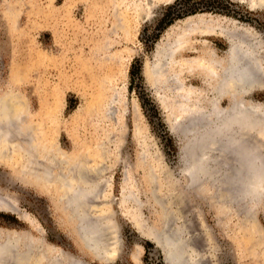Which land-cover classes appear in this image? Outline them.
<instances>
[{
	"label": "rangeland",
	"instance_id": "374dc122",
	"mask_svg": "<svg viewBox=\"0 0 264 264\" xmlns=\"http://www.w3.org/2000/svg\"><path fill=\"white\" fill-rule=\"evenodd\" d=\"M144 1L0 0V95L20 100L16 114L27 146L56 141L66 153L86 154L99 143L107 148L104 164L113 167L106 173L101 208L112 212L121 247L119 258L108 264H134L137 249L140 264H165V255L141 232L162 228L163 211L153 196L166 200L172 229H181L191 241L188 251L201 256L200 264H264V193L245 200L247 213L239 203L228 211L213 199H224L222 185L216 190L210 175L196 172L184 159V145L193 137L181 131L191 111L210 109L213 95L199 69L208 50L221 58L226 54L218 26L250 29L264 52V3L155 0L146 17ZM191 20L193 26L186 29ZM185 32L194 49L154 72L164 49L176 47ZM110 95L115 96L110 106L102 107L109 120L101 117L99 106ZM244 100L262 107L264 116V87ZM218 103L223 109L228 105L226 99ZM256 129L246 134L263 153L264 132ZM11 154L9 163L0 165V196L16 203L25 221L0 211V235L27 234L29 244L40 239L88 264H102L57 205V195L21 172L13 149ZM198 177L207 181L202 185Z\"/></svg>",
	"mask_w": 264,
	"mask_h": 264
},
{
	"label": "bare ground",
	"instance_id": "6f19581e",
	"mask_svg": "<svg viewBox=\"0 0 264 264\" xmlns=\"http://www.w3.org/2000/svg\"><path fill=\"white\" fill-rule=\"evenodd\" d=\"M261 1L264 3V0ZM153 2L155 0L144 1L146 17H149ZM191 23H193L192 20L189 25L185 23V28L193 26ZM194 27L193 30L198 29ZM204 29L212 30L210 27H203ZM217 29L226 39V54L221 58L217 57L213 50H208V55L200 60L204 66L199 69L207 92L213 95L209 104L210 109L207 112H200L197 108L191 111L192 115L188 117L191 119L181 124V131L185 136L193 137L184 145V159L188 161L189 165L194 166L196 172L210 175L212 179L210 185L215 186L216 190L222 185L220 188L224 191L225 197L223 200H220V197L216 198V201L220 205L224 203L226 206L224 208L230 211L229 208L234 205L236 196L240 198V204L244 209L246 197L247 200L254 199L264 193V191L254 192V190L250 192L251 189H246L245 185L247 179H251L255 183L264 182V169H260L264 152L262 153L251 134L250 136L246 134V131L251 133L248 131L249 129L255 132L260 131L256 128L263 127L264 116L260 114L262 109L244 100L248 93L264 87V52L257 38L258 35L256 36L250 29H238L233 26L230 29L218 26ZM207 31H203V33H207ZM189 32L180 36L179 40L181 41H178V45L171 48L172 50L167 49L172 45L164 49L158 68L152 69L154 72L164 70V67L169 64L168 62H171L178 54L194 49V44L192 45L190 42L192 36L188 34ZM203 45L207 49V43ZM172 78H174V82L179 81L175 76ZM181 87L183 88V86ZM99 96L102 97L101 94ZM113 98L110 95V98L104 99L105 102L102 101L103 103L99 106V114L103 115L101 117L104 119L110 120L108 115L106 116L107 113L104 114L102 107L105 108L108 103L111 104L109 100H113ZM16 99L18 98L16 97ZM220 99L228 101L226 108L223 109L219 106ZM18 102L8 101L5 95H0V165L9 163V151L11 154L13 149L16 154V163L20 166L22 164L19 168L21 172L35 178L38 185L43 190L46 189L44 191H51L55 196L57 195V205L59 204V207L61 205L60 208L74 222L79 237L93 258L102 264L113 263L119 258L120 237L116 224L111 220L112 212L101 208L104 206V191L108 182L106 173L113 167V164H107V166L104 164L105 161H108L106 158L108 150L105 154L107 148L99 143L93 154H86L83 150L66 153L54 141L45 144L44 147L35 148L37 159L34 160V165L37 167V172L26 169L25 165L28 161H33L24 144L26 138L21 132L19 116L16 114ZM199 102L196 104L200 106ZM196 104L195 106L198 107ZM253 107L256 108V113L247 116V109H254ZM109 110L111 111L110 108ZM10 143L18 144L15 146ZM9 144L10 147L11 145L15 147L11 149ZM196 181L198 180L196 179ZM220 183H223L224 186ZM157 198L153 196L154 203L163 211L162 228H149L148 233L145 230L141 231V227L138 229L153 241L159 250H162L163 257L165 255V264H200L201 256L195 254L194 251H192L194 253L189 252L191 250H189L190 243L183 238L181 229L174 227L172 229V216L166 200ZM15 204L8 201L3 195L0 196V211L10 212L25 221V216L21 215ZM242 211L245 214L246 211ZM103 218L106 219L103 220ZM19 237V233L16 232L1 233L0 264H88L61 249L46 245L40 239L36 243L34 242V245L31 240V245ZM172 244L178 245L175 249L179 255L181 252L183 253L182 249L189 250L188 252L191 253L190 262H180L173 255ZM131 258L134 264H140L138 249Z\"/></svg>",
	"mask_w": 264,
	"mask_h": 264
},
{
	"label": "water",
	"instance_id": "95a60500",
	"mask_svg": "<svg viewBox=\"0 0 264 264\" xmlns=\"http://www.w3.org/2000/svg\"><path fill=\"white\" fill-rule=\"evenodd\" d=\"M254 109H247V116H251V115H254L255 113H256V108L255 107H253ZM258 108H260V109H262V107H260V106H258ZM257 108V109H258ZM260 114H263V109H262V112L260 111ZM262 126L264 127V122L262 123ZM262 127V132H264V128ZM253 140H254V138H253ZM25 144V143H24ZM26 145V144H25ZM26 147H27V151L28 152H30L29 153V155H30V158H32V161L33 162H31V161H28V163L25 165V168L26 169H28V170H30V171H32V172H37V167L34 165L35 163H34V160L35 159H37V157H36V155H35V151H36V149L35 148H33V147H31V145H29L28 144V146L26 145ZM262 161V160H261ZM37 166H38V164H37ZM260 169H264V158H263V162H262V165H261V167H260ZM34 176H37V175H35L34 174ZM207 178V177H206ZM206 178H204V180L205 181H207L206 180ZM198 180H199V183L200 184H203V182H204V180H202V179H200L199 177H198ZM246 189H248L249 188V190H250V192L251 191H253L254 190V192L255 191H257V192H263L264 191V182H261L260 183V181H258V183H255V182H252V180L251 179H247V182H246ZM230 194H232V193H230ZM260 196H262V194L260 195ZM259 196V197H260ZM235 197V196H234ZM259 197H256V198H254V199H257V198H259ZM236 199H235V203L234 204H240V198L238 197V196H236L235 197ZM214 200H216L215 198H213ZM254 199H250L249 198V200H254ZM245 200H247V197H246V199ZM224 207H226L225 205H224ZM244 209L246 210V212L245 213H247V208H246V202H245V204H244ZM245 217L247 218V216L245 215ZM245 218V219H246ZM106 218H103V220H105ZM9 234V233H8ZM20 235V239H24L26 242L28 241V235L27 234H19ZM185 241V240H184ZM28 244H29V241L27 242ZM191 243V242H190ZM191 246H192V244H190ZM177 244L176 245H173L172 244V251H173V255L174 256H176V258L180 261V262H183V263H188V262H190V260H191V253H189L187 250H183L182 248V251H183V253L181 252V254L179 255V253L177 254V250L175 249V248H177ZM182 246V245H181ZM154 247H155V249H157L158 251H159V253H160V255H162V250L160 249H158V247L156 246V245H154ZM192 249H193V246H192ZM154 251H156V250H154ZM162 261H163V257H162Z\"/></svg>",
	"mask_w": 264,
	"mask_h": 264
},
{
	"label": "trees",
	"instance_id": "16d2710c",
	"mask_svg": "<svg viewBox=\"0 0 264 264\" xmlns=\"http://www.w3.org/2000/svg\"><path fill=\"white\" fill-rule=\"evenodd\" d=\"M195 13V12H194ZM192 11L188 13V15H193L194 14Z\"/></svg>",
	"mask_w": 264,
	"mask_h": 264
}]
</instances>
